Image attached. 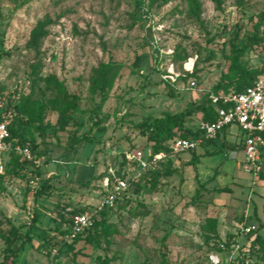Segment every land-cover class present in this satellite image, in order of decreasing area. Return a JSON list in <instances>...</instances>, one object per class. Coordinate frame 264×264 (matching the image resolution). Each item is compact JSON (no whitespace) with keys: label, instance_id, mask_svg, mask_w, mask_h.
I'll use <instances>...</instances> for the list:
<instances>
[{"label":"rangeland","instance_id":"374dc122","mask_svg":"<svg viewBox=\"0 0 264 264\" xmlns=\"http://www.w3.org/2000/svg\"><path fill=\"white\" fill-rule=\"evenodd\" d=\"M200 2L195 18L189 0H0V90L6 97L38 96L42 78L54 74L79 96L81 107L65 128L32 132L37 149L45 152L38 157L41 174L34 166L0 170L1 264H214L211 255L228 264L233 248L218 251L217 244L229 234L237 235L240 253L249 243L244 225H256L264 237V165L256 178L244 169L238 147L243 132L236 124L227 127V139L176 155L175 170L156 188H143L126 207L108 213L110 226L97 240L64 242L57 228L64 205L91 208L98 202L100 175L119 165L121 152L152 147L137 127L146 117L182 113L184 127L196 130L203 92L189 82L206 89L217 85L229 69L231 47L249 44L263 31L264 0H222L220 9L213 0ZM40 21L46 35L36 56L26 45ZM102 63L119 69L111 88L93 91L91 79ZM242 63L264 65L263 40L245 52ZM168 68L179 74L173 95ZM75 135L85 140L69 158ZM194 154L199 162L186 163ZM49 176L50 193L35 198ZM34 215L32 242L6 259V238L14 228L23 233ZM209 217L217 219V242L205 226ZM246 258L244 264H264L252 254Z\"/></svg>","mask_w":264,"mask_h":264},{"label":"trees","instance_id":"16d2710c","mask_svg":"<svg viewBox=\"0 0 264 264\" xmlns=\"http://www.w3.org/2000/svg\"><path fill=\"white\" fill-rule=\"evenodd\" d=\"M151 3H166L169 0H150ZM191 4V14L193 17L198 18L201 12V2L200 0H189ZM215 2V7L220 9L222 6V0H213ZM262 32L259 34V31L255 32V35L251 38L249 44H244L241 46L233 45L231 47L230 53L226 55L227 60L229 61V69L227 72L222 73L221 79L217 85L211 87L215 91H242L248 85L252 84L254 79L260 73L263 65L260 69L249 68L242 63V57L245 52L252 47L254 43H259V41H264V14L262 15ZM46 35L45 22H38V24L33 28L30 33V38L27 42V47L34 51L36 56L40 54L41 50V40ZM234 36H237V32ZM264 45V43H263ZM264 47V46H263ZM119 69V65L116 63H102L99 68L95 70V74L91 79V88L93 91L104 92L105 90L113 86L114 78ZM179 78H186L183 75ZM178 78V79H179ZM44 86L39 90L38 96L27 95L26 97H17L16 94L8 95V105L14 109V119L9 126L10 129V141L13 144H20L22 146H29L36 157H41L45 152L39 151L37 149L38 142L36 137L31 135L33 131H37L40 135H46L48 128L59 126L60 128H65L68 124L73 121V113L77 110H80L79 105L80 98L76 94H71L63 81H61L56 75L48 74L42 78ZM168 86L170 87V95L177 91V87L173 84L170 79H166ZM37 79H33L32 87L34 88ZM5 93L4 91H2ZM6 94V93H5ZM203 97L200 103L197 104L196 110L201 112L202 121H212L216 118L215 106L208 99L205 92L202 93ZM50 116H55V120H52ZM141 133L147 137L148 140L152 142L153 152H158L159 150H169L168 144L174 136L180 135L183 137H189L198 135L200 129L192 130L190 128L184 127V114L182 113H171L166 112L161 117H146L141 121L137 126ZM177 128V133L174 129ZM226 131V129L224 130ZM223 131V132H224ZM85 140L83 135H75L73 141L70 143L67 149V157H71L76 147ZM215 139H209L204 141L202 145H207L213 143ZM241 144L238 147L241 148ZM195 151V150H192ZM21 154L12 150L9 153L8 160L6 163V168L8 167L11 173L25 168L28 166H33L32 163L23 161L20 159ZM119 165L114 167L119 172H122L125 167L124 154L121 152L119 155ZM175 156L166 158L162 163L166 167H161L145 173L139 180L131 183L129 188L125 193L119 197L116 201V205L111 208H106L96 217L94 224L87 228L82 234L70 242H75L79 239L84 238L85 240H97L102 232H106L110 226L107 222L108 213L122 209L132 200V196L135 193H139L143 188H156L158 182L163 176H167L175 169L171 168V164L174 163ZM200 156L194 154L193 157L186 161V163L199 162ZM262 161L264 165V148L262 150ZM36 174H41V169L36 167ZM109 174L108 169L103 172L100 176L102 179ZM94 175H88V178H92ZM102 186V193L105 192V188ZM51 176L45 178L41 182V186L36 190L35 198L50 193L51 189ZM221 191H229V189H220ZM67 206L64 205L63 208L59 209L60 217H57V228L60 231V239L66 242L63 239L64 233L67 231V225L69 223V212L66 211ZM89 209L88 207L77 208L72 206V212H83ZM36 217L35 215L31 219L27 229L22 233L17 231L16 228L12 230L11 235L6 238V255L5 258H15L18 256L19 251L24 249L26 243L32 242L33 228L35 226ZM205 226L207 227L209 236L216 241L218 234L217 228V219L215 217H209L206 220ZM249 243L247 246L241 245L244 252L240 253L238 251L237 255L228 262V264H244L246 262V255L252 254L257 259L264 261V237L258 233L257 228L253 233H250L248 236ZM217 242V241H216ZM237 235L229 234L226 239L221 243H224L225 246L234 247L238 244ZM217 244V250H224L220 244ZM46 247L51 248V243L47 242ZM242 254V256L240 255ZM1 264V263H0Z\"/></svg>","mask_w":264,"mask_h":264},{"label":"built area","instance_id":"2783aa9c","mask_svg":"<svg viewBox=\"0 0 264 264\" xmlns=\"http://www.w3.org/2000/svg\"><path fill=\"white\" fill-rule=\"evenodd\" d=\"M264 43V41H263ZM264 46V45H263ZM192 70L193 64L186 67ZM166 76L176 86L177 74L173 69L168 68ZM176 75V76H175ZM190 88L205 92L208 99L215 106L216 118L212 121H201L198 135L183 137L174 136L169 140V150L153 152L152 148H128L123 151L125 167L122 172L111 167L109 174L103 179L105 192L102 193L98 202L83 212H72V207H66L69 212V223L63 239L67 242L74 240L87 228L91 227L96 217L106 208L116 205V201L129 188L132 182L139 180L145 173L160 168L161 163L168 157L176 156L184 151L195 150L204 141L216 139L227 127L236 124L243 132L239 144L244 153V169L253 177H258L263 169L262 150L264 148V65L252 84L242 91L224 92L215 91L212 88L206 89L196 84L195 80L189 82ZM14 119V109L8 105L6 95L0 90V170L6 168L9 153L12 150L18 151L20 159L32 163L34 169L39 166L38 157L35 156L29 146L13 144L10 141L9 126ZM29 175H34L33 171ZM256 225L247 224L242 227L244 234L249 235L256 230ZM220 246L225 249V244ZM240 248L239 244L234 245L229 254V261L235 257V252ZM211 261L219 264L217 256L211 255ZM50 264H58L52 261Z\"/></svg>","mask_w":264,"mask_h":264},{"label":"crops","instance_id":"0c3cea01","mask_svg":"<svg viewBox=\"0 0 264 264\" xmlns=\"http://www.w3.org/2000/svg\"><path fill=\"white\" fill-rule=\"evenodd\" d=\"M223 137H225L226 138V131H224V132H222L217 138H221V139H223ZM216 138V139H217ZM215 139V140H216ZM227 139V138H226ZM215 140H214V142H215ZM239 144V143H238Z\"/></svg>","mask_w":264,"mask_h":264}]
</instances>
